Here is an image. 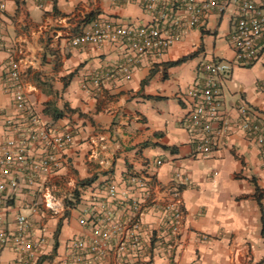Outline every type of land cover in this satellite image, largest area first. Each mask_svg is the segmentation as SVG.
Here are the masks:
<instances>
[{
    "label": "crops",
    "instance_id": "0c3cea01",
    "mask_svg": "<svg viewBox=\"0 0 264 264\" xmlns=\"http://www.w3.org/2000/svg\"><path fill=\"white\" fill-rule=\"evenodd\" d=\"M4 1L0 145L8 136L6 119H22L5 81L13 61H19L23 89L40 121L68 125L75 135L56 172L41 181L60 202H70L69 209L47 211L39 185L22 184L7 193L13 198L4 222L14 229L17 214L29 216L37 236L45 238L41 264H69L74 239L90 237L103 217L123 223L135 203L144 224L142 246L121 249L131 232L124 227L100 264H264V146L240 128L238 110L249 107L251 119L264 129V57L251 66L234 64L224 81L221 110L230 134L210 155H196L193 135L183 125L202 63L235 61L229 36L244 0L210 13L163 54L142 58L130 79L104 76L124 61L126 46L114 41L74 46L70 40L102 21L151 23L145 0ZM47 106L60 115L47 113ZM143 176L144 182L132 180ZM171 189L179 190L183 207L176 233L164 211ZM0 264H16L13 248L0 245Z\"/></svg>",
    "mask_w": 264,
    "mask_h": 264
},
{
    "label": "built area",
    "instance_id": "2783aa9c",
    "mask_svg": "<svg viewBox=\"0 0 264 264\" xmlns=\"http://www.w3.org/2000/svg\"><path fill=\"white\" fill-rule=\"evenodd\" d=\"M231 3L232 0H145L144 7L154 17L151 23L134 25L102 21L90 30L73 35L70 42L80 46L114 41L126 46L129 53L124 61L112 67L104 76L130 79L132 68L142 58L163 54L181 38L186 29L199 26L212 12H225ZM5 9V1L0 0V13ZM263 12L264 0L260 3L242 1L229 36L235 51V61L213 59L201 65L203 76L190 92L194 105L183 120L184 127L193 135L195 153L199 157L210 155L230 134V122L221 110L220 91L232 73L234 64L251 66L264 57ZM100 77L98 75L96 78L97 82ZM5 81L14 93V105L22 119H6L8 136L0 145V245L13 248L16 264H38L45 238L37 236L29 216L22 212L16 216L14 229L6 226L3 217L12 207L10 202L13 198L7 193H15L22 184L29 189L39 185L47 211L54 215L69 209L70 204L60 202L45 182L56 172L62 153L74 142L75 135L68 125L42 122L36 116L23 89L19 61L11 63ZM238 110L240 128L247 137L264 146V129L251 119V109L242 105ZM42 180L44 184H41ZM132 180L141 183L145 177H132ZM117 192L116 186L110 185V196L116 197ZM170 193H173V197L166 202L164 211L169 217L173 233H176L178 222L183 217L182 200L178 189H171ZM140 211L139 205L135 203L133 211L127 214L123 223L103 217L101 223L93 226L90 237H79L72 241L69 264H100L99 260L105 256L112 237L127 226L131 227V232L128 239L122 241L121 249L125 251L142 246L140 232L144 224ZM85 222L83 219L82 223Z\"/></svg>",
    "mask_w": 264,
    "mask_h": 264
},
{
    "label": "trees",
    "instance_id": "16d2710c",
    "mask_svg": "<svg viewBox=\"0 0 264 264\" xmlns=\"http://www.w3.org/2000/svg\"><path fill=\"white\" fill-rule=\"evenodd\" d=\"M186 59H187V57H184V58H182V59H180V60H178V61L173 62L172 64H179V63L185 61ZM46 112H47V113L56 114V115H60V113H58L57 110H53V111H52L50 106H47V108H46ZM88 182H89V181L85 180V181L83 182V184H88ZM77 195H78V194H77V192H76V196H77ZM69 203H70V202H69ZM38 264H41V261H39Z\"/></svg>",
    "mask_w": 264,
    "mask_h": 264
}]
</instances>
